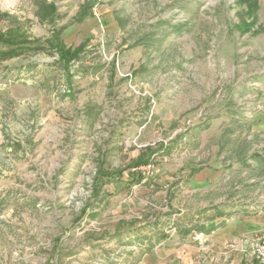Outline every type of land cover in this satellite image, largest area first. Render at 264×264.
Here are the masks:
<instances>
[{"label":"rangeland","instance_id":"obj_1","mask_svg":"<svg viewBox=\"0 0 264 264\" xmlns=\"http://www.w3.org/2000/svg\"><path fill=\"white\" fill-rule=\"evenodd\" d=\"M42 1L0 0V264H264L263 231L213 248L207 223L243 214L182 220L153 198L159 165L212 158L221 208L264 202V0H55L52 22Z\"/></svg>","mask_w":264,"mask_h":264},{"label":"crops","instance_id":"obj_2","mask_svg":"<svg viewBox=\"0 0 264 264\" xmlns=\"http://www.w3.org/2000/svg\"><path fill=\"white\" fill-rule=\"evenodd\" d=\"M94 8L92 9V11ZM95 12V11H94ZM108 12V11H107ZM91 13L87 16L91 17ZM95 16L98 14L94 13ZM86 18V19H87ZM105 21L108 20L109 14L106 13L102 17ZM85 19V20H86ZM84 20V21H85ZM82 21L81 23H83ZM258 85V84H257ZM262 122H264V115H261ZM255 126L252 125L253 135H264V124L260 125L256 121ZM213 128V127H212ZM210 129L208 132H211L210 135H214L216 138H220L219 135H222L223 129ZM208 136V141H209ZM212 153L210 152V155ZM241 163L237 165H232L233 172H242L245 170V167L241 166ZM225 166V165H224ZM220 163L213 162L212 158L201 166L200 168H196L197 165H189L186 170H178L171 166L169 163L161 164L158 166V177L155 181V190L153 198L159 202V206L165 211L164 213H169V216H180L185 219V217L194 215V216H203L207 215L215 216L217 209L222 210V214H227L230 211H237V213L243 214V222H245V229L241 230L240 226L237 228H232L229 226H222L219 229L213 230L216 226H218L220 221H213V225L210 226L207 223V228L212 229L211 231V239L213 243V248L217 247L220 250H223L228 247V238L237 237L239 235H254L259 231L264 232V224L259 223V220L253 221L252 219L259 218L264 222V202H260L261 205H258L257 199H249L233 196L235 202L232 205H223L221 208V204L225 203V191L223 189L226 184V179H224L226 172H224V167ZM232 172V173H233ZM248 172H253L251 168H249ZM236 174V173H234ZM121 177V175L119 176ZM167 187V188H166ZM241 191V188H239ZM220 195V196H219ZM251 195V194H250ZM250 197V196H249ZM207 211V213H205ZM249 220H245V219ZM239 220H241L239 218ZM242 221H240L241 223ZM239 223V224H240ZM215 225V226H214ZM263 229H259L258 226H261ZM237 243V241H234ZM231 247V246H229ZM233 247V245H232ZM185 264H192V261L185 260Z\"/></svg>","mask_w":264,"mask_h":264},{"label":"trees","instance_id":"obj_3","mask_svg":"<svg viewBox=\"0 0 264 264\" xmlns=\"http://www.w3.org/2000/svg\"><path fill=\"white\" fill-rule=\"evenodd\" d=\"M49 0H43L41 2V6L39 8L40 12L37 14V17L42 21V22H45V21H54L55 17H56V10H57V6L55 4V0H51V3H48ZM93 5H95V3L93 2H89V3H86L85 7L82 9L79 17L77 18V21L78 22H82L84 21L87 16L90 14L91 10L94 8ZM65 29L64 28H61V29H58L56 32H55V36L57 37L58 39V43L56 42V44H54L55 46H59V47H63V55L66 56V57H72L73 59L76 58L79 53L82 52V46L78 47V49L76 50H72L71 48H67L66 44H64L63 42V39H62V33ZM15 36L13 35V38ZM25 41V40H24ZM58 44V45H57ZM62 52V51H61ZM143 158V157H142ZM145 162H141V163H137L138 164H143ZM136 165V166H137ZM135 167V166H134Z\"/></svg>","mask_w":264,"mask_h":264},{"label":"built area","instance_id":"obj_4","mask_svg":"<svg viewBox=\"0 0 264 264\" xmlns=\"http://www.w3.org/2000/svg\"><path fill=\"white\" fill-rule=\"evenodd\" d=\"M153 163H149L145 166H137V167H133V172H138L140 174H149L150 170H152L155 165L153 166ZM153 173V171H152ZM148 179V178H147ZM145 179V181L147 180ZM167 188V187H166ZM253 253L254 255L261 259L262 261H264V240H262L261 242L257 243L254 247H253Z\"/></svg>","mask_w":264,"mask_h":264}]
</instances>
